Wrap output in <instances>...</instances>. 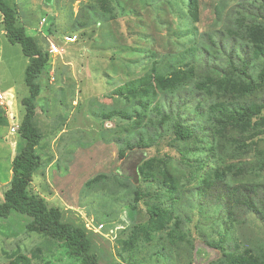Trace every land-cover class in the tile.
Returning a JSON list of instances; mask_svg holds the SVG:
<instances>
[{
	"label": "rangeland",
	"instance_id": "1",
	"mask_svg": "<svg viewBox=\"0 0 264 264\" xmlns=\"http://www.w3.org/2000/svg\"><path fill=\"white\" fill-rule=\"evenodd\" d=\"M5 1L50 56L37 79L40 167L31 191L62 208L66 220L84 223L99 264H125L120 253L138 264H222L224 254L207 245L221 239L227 252H264V55L253 53L256 45L264 48V0H196L195 9L182 0ZM2 19L0 12V198L29 95V59L8 41ZM146 75L153 76L152 96L118 93ZM230 76L253 91L224 96L211 85ZM230 99L261 106L257 122H217L212 107ZM176 122L195 137H177ZM137 142L153 146L119 157ZM140 167L152 176L141 180ZM242 182L257 186L258 213L226 196V185ZM136 195L143 213L155 204L169 214L149 221L131 212ZM30 220L16 211L0 217V264H23L22 256L30 264H82L29 231Z\"/></svg>",
	"mask_w": 264,
	"mask_h": 264
},
{
	"label": "trees",
	"instance_id": "2",
	"mask_svg": "<svg viewBox=\"0 0 264 264\" xmlns=\"http://www.w3.org/2000/svg\"><path fill=\"white\" fill-rule=\"evenodd\" d=\"M182 2L195 9L196 0H182ZM0 12L3 17L2 23L6 38L12 44H20L24 55L29 59L25 71V83L28 86L29 95L22 99L24 113L19 124V133L22 140L16 155L12 159L11 180L3 193V198H0V217L8 218L13 211L27 215L31 217V220L26 224L29 231L39 232L58 243L59 246L66 247L67 253L80 259L82 264H99V257L93 249L90 231L85 228L84 223L77 224L66 220L62 208L49 205L46 198L31 191L30 185L37 169L40 167V157L36 152V147L39 144L41 134L35 123V116L36 99L40 95L41 85L37 79L45 69L50 56L49 52L41 48L36 39L26 32L24 26L18 25L17 11L14 7L10 6L5 0H0ZM253 53L254 55H264V48L256 45ZM241 60L244 61L241 71L247 73V63L245 59L242 58ZM230 66L235 67V62L232 59L230 60ZM211 85L220 89L224 96H227L233 90L248 93L254 89V85L250 82L236 80L231 76L213 79ZM200 86L208 88V84L203 82H200ZM117 91L120 94L127 92L145 98L152 96L156 92V88L153 84V76L146 75L121 86ZM154 108L163 119H172L168 113L162 110L160 105L155 104ZM211 110L217 122L222 125L250 126L254 121L257 122L255 116L261 112V106L251 103L243 104L237 102L236 99H230L218 101ZM173 129L175 135L182 140L195 137L193 130L189 127L184 128L179 122L173 125ZM261 133L263 132L253 134L252 138ZM152 146L153 144H141V142L128 143L126 149L119 151V157L123 158L134 147L149 148ZM184 156H186L185 153ZM145 159H143L142 164L147 163L148 159ZM138 172L141 180L144 176H152L151 173L149 174L141 167ZM225 193L237 208L244 206L249 212L258 213V208L255 206L258 190L254 184L249 185L242 182L233 186L226 185ZM140 199L136 195L133 203L128 206L131 212L136 211L138 215L143 213L141 209H138ZM166 214H169L168 209L155 204L149 205L146 212L143 213L149 221L162 219ZM224 242V239H221L219 242L209 241L207 244L209 247L219 249L224 254L225 259L222 264H264V252L258 254L249 248L243 251L227 252L223 245ZM118 255L125 264H138V261L132 255L123 256L121 253ZM18 260L22 261L23 264H30L24 256L19 257Z\"/></svg>",
	"mask_w": 264,
	"mask_h": 264
},
{
	"label": "built area",
	"instance_id": "3",
	"mask_svg": "<svg viewBox=\"0 0 264 264\" xmlns=\"http://www.w3.org/2000/svg\"><path fill=\"white\" fill-rule=\"evenodd\" d=\"M56 47L53 45V51H55ZM0 98H3V95L0 94Z\"/></svg>",
	"mask_w": 264,
	"mask_h": 264
}]
</instances>
